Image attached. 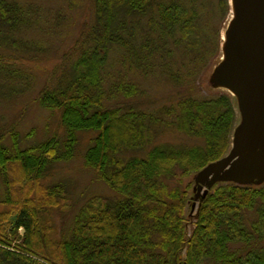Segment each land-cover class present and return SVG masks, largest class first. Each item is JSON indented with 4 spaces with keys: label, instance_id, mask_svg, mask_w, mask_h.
<instances>
[{
    "label": "trees",
    "instance_id": "1",
    "mask_svg": "<svg viewBox=\"0 0 264 264\" xmlns=\"http://www.w3.org/2000/svg\"><path fill=\"white\" fill-rule=\"evenodd\" d=\"M92 3L96 25L86 47L71 70L37 97L43 107L61 109L64 149L58 151L55 137L20 148L18 132L11 133L12 151L0 143L5 187L0 197V264H20V260L44 264L33 257L47 264H264V247L245 253L233 248L237 242L249 246L254 233L261 238L264 187L228 182L208 190L201 196L195 226L186 236V195L177 177L190 169L202 170L227 152L234 129L227 94L209 99L186 96L176 103L170 124L203 138V145L160 142L144 156L122 157L120 153L147 143L153 130L146 121L158 117L136 105L105 104L102 71L112 50L128 54L134 68L145 75L151 71L148 62L156 54L161 56L170 40L197 52L199 26L194 12L188 13L175 0ZM24 15L18 3L0 0V41L7 38V27L26 21ZM112 87L128 97L139 92L135 83L125 80ZM79 130L96 132L84 162L96 170L115 197L89 196L75 214L69 235L56 239L51 225L42 221L66 189L60 183L44 187L40 180L52 164L72 158ZM256 196L263 206L259 220L248 230L241 211L252 207Z\"/></svg>",
    "mask_w": 264,
    "mask_h": 264
},
{
    "label": "rangeland",
    "instance_id": "2",
    "mask_svg": "<svg viewBox=\"0 0 264 264\" xmlns=\"http://www.w3.org/2000/svg\"><path fill=\"white\" fill-rule=\"evenodd\" d=\"M7 1L16 2L24 8L26 21L13 28L7 27V38L0 41V68L5 71L0 73V143L9 146L12 151L11 133L18 132L20 148L36 146L55 137L59 140L58 151H61L65 140L61 109H47L39 104L37 97L44 87L53 86L64 72L71 70L73 62L86 47V40L96 25L92 0ZM175 1L188 13L194 12L197 18L200 40L197 52L183 43L170 40L160 52L161 56L156 54L148 62L151 71L145 75L134 68L128 54L124 55L123 51L117 49L112 50L103 68L106 105L124 108L136 105L158 117L157 120L146 121L153 130L150 140L146 136L148 142L142 147L123 148L120 153L122 157L144 156L152 145L160 142L181 147L203 145V138L188 135L169 122L175 114L177 101L182 97L209 99L227 94L234 129L229 134L230 146L225 155L230 152L236 129L244 119L238 95L213 78L222 60L223 43L227 41L223 39V32L231 21L230 0ZM14 40L17 42L13 43ZM119 80L135 83L139 92L128 97L116 91L112 84ZM95 135L96 132L92 130L77 131L72 158L52 164L40 180L44 187L60 183L66 189V194L59 197L57 205L51 207L42 221L51 225V235L56 239L69 235L75 214L89 196L100 194L115 197L96 170L84 162L85 151ZM203 172L204 169H190L177 177L182 180L179 186L186 195L184 214L187 237L195 226L205 189L212 191L228 182L250 188L264 187V179L243 182L223 178L214 180L207 187L197 179ZM4 188L0 174V197ZM256 197L252 207L241 211L243 225L248 230H252V223L259 220L263 206L261 198ZM22 233L23 229L20 228L19 234ZM253 236L249 246H246V242H237L233 248H239L242 253L249 248H263L264 232L261 238L255 233ZM33 258L47 264L39 257ZM20 264L26 263L20 260Z\"/></svg>",
    "mask_w": 264,
    "mask_h": 264
},
{
    "label": "water",
    "instance_id": "3",
    "mask_svg": "<svg viewBox=\"0 0 264 264\" xmlns=\"http://www.w3.org/2000/svg\"><path fill=\"white\" fill-rule=\"evenodd\" d=\"M235 17L225 42V57L213 78L235 89L244 119L230 152L204 168L197 179L209 187L216 179H264V0H234ZM223 52V47H222ZM207 193V189L203 194Z\"/></svg>",
    "mask_w": 264,
    "mask_h": 264
},
{
    "label": "bare ground",
    "instance_id": "4",
    "mask_svg": "<svg viewBox=\"0 0 264 264\" xmlns=\"http://www.w3.org/2000/svg\"><path fill=\"white\" fill-rule=\"evenodd\" d=\"M230 3H231V21L229 23V25L227 26V29L225 32H223V39H227V34H228V31H229V28H230V24L232 22V20L234 19L235 17V7H234V0H230ZM225 44L226 43H223V55H222V59L225 57V52H224V49H225ZM228 90H230L231 92H235V89L234 88H231V87H227Z\"/></svg>",
    "mask_w": 264,
    "mask_h": 264
}]
</instances>
